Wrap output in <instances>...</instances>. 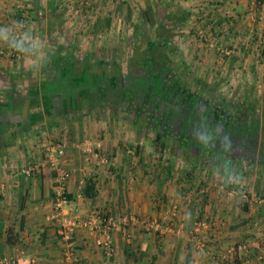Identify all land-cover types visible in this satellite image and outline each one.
Listing matches in <instances>:
<instances>
[{
    "label": "crops",
    "instance_id": "obj_1",
    "mask_svg": "<svg viewBox=\"0 0 264 264\" xmlns=\"http://www.w3.org/2000/svg\"><path fill=\"white\" fill-rule=\"evenodd\" d=\"M89 2L86 6L84 0H0V29L7 35V39H0V122L8 121L6 136L9 137L0 135V264H63L64 244L57 235L56 225L49 220L54 208L56 174L45 162L43 143L46 140L60 141L67 146L64 165L72 174L69 191L82 218H87L95 210L106 215L135 214L142 219L157 218L159 209H164L162 206L170 208L174 203L179 207L182 218L180 223L178 220L176 224L168 222L174 231L165 236L148 232L143 226H134L130 233L131 242L127 243L123 232H116L117 252L111 259L106 258L96 245L94 234L81 227L74 234L79 258L75 264H195L198 263L195 261L197 258L203 264H220L212 261L209 254H215L220 261L226 245L224 239L230 241L234 235H246L249 240L251 234L248 227L240 222L241 219H236L233 210L239 209L238 200L232 193H220L221 188H217L215 193L214 180L207 189H203L209 184L200 180L196 185L197 195L179 194L174 202L171 197L175 194L170 184L175 180L172 179L175 162L169 159L161 163L160 152L154 145L149 150H142L137 142L135 148H138V155L135 148L126 151L123 147L125 142L116 133L103 130L98 135L94 130L95 137L91 138L105 145L110 156L108 166L89 159L81 145L89 140L87 132L91 128L93 113L88 112L86 106L78 107L79 92L71 97L59 92L58 77L65 75V70L54 60L57 55L78 59L79 53L76 50L72 51L74 54L71 50L62 52L54 44L60 41L56 37L60 28L79 21H94L87 31V38L93 45L97 41H105L112 21H186L208 31L209 38L216 45L221 43L227 47L234 42L232 47L240 50L235 54L242 55L240 60L243 58L246 61L255 44L256 37L252 34L255 32L250 28L251 33L248 31L244 40L233 34L240 31L244 21H248L247 25L252 24H249L250 21H263L261 24L264 27V0H258L256 4L248 0ZM24 9L30 15L33 29L34 26L41 27L42 40L37 49L30 47V51L16 60L7 53L13 43L15 21ZM76 41L79 42L78 39ZM205 41H209L208 37ZM239 41L242 43L237 48ZM202 47L199 46L198 54L208 58ZM240 47H246V52L241 53ZM2 51L6 54H1ZM100 53L104 58L111 57L107 49ZM88 56L100 59L99 49L94 47L87 51L85 57ZM240 60L239 57L229 58L231 65L224 66L223 70L227 73L239 69L255 72L258 67L253 62L245 70V62L238 65ZM11 102L15 108H12ZM97 114L95 120L101 122L102 119L105 124L103 113L99 110ZM5 139L8 141L6 147L3 146ZM130 154L136 162L131 161L133 169L127 171ZM203 154H213L216 158L218 152ZM196 161L188 165L194 170L191 175L193 170L184 169L187 170L184 174H187L188 182L205 170L200 168L201 163L197 165L200 161ZM221 170L225 176V165ZM91 179L95 182V190L88 195L86 185ZM189 183L193 184L192 181ZM244 204L245 208H251L249 203ZM241 217L246 218V215ZM167 218L174 221V216ZM163 219H166L165 216ZM201 219L208 224L207 229L206 226L201 228L204 231L200 233V239L206 243H203V248L201 245L196 247L198 244L189 235L194 233L195 223ZM197 248L202 251L198 252ZM240 256L236 253L234 264L248 261Z\"/></svg>",
    "mask_w": 264,
    "mask_h": 264
},
{
    "label": "rangeland",
    "instance_id": "obj_2",
    "mask_svg": "<svg viewBox=\"0 0 264 264\" xmlns=\"http://www.w3.org/2000/svg\"><path fill=\"white\" fill-rule=\"evenodd\" d=\"M29 22L31 23L32 21ZM92 22L94 21L86 20L75 22L73 25L71 23L68 26H61L62 28L59 29V34L56 36L57 38H60V41L57 40V43L54 44V46L57 47L56 49L62 52L68 50L75 52L76 50L79 53L78 59L84 60L86 58L85 53L96 47V49H99L100 59H105L111 65L115 66V63L120 65L128 64L135 55L136 50H144L147 47L148 42L155 40L160 41L161 39L164 40L163 38L170 35V43H172L173 50L175 51L173 61L177 68V73L182 77L181 79L183 82L187 83V87L192 94H203L204 100H208L218 110H220V108L222 109L221 106H223L225 109L224 112H227V114L230 112L236 114L237 111H242L245 116L247 114H255L258 117V115L264 113V67H260L264 64V27L261 24L263 21H250L249 24L252 23L251 25H247L248 21H244L245 24L239 28L240 31L233 34L239 35L244 40V38L247 39L250 28L255 32L252 33L255 34L256 37L255 44H253L254 47H251V56L248 57L246 61H244L245 59L243 58L240 60L242 55H239L238 53L235 54V51L240 52V50L232 47L234 42L228 44L229 47L227 44V47L222 46L221 43L216 45V43L209 38L208 31L204 28H198V25H194L193 21V23H188L186 21H112L109 31L106 32L107 37L104 39L105 41H97V44L95 43V45H93L94 43L90 42L89 38H87L89 33L87 31ZM41 31V27L39 29V26H34L33 29L30 25L29 32L38 36L39 42L42 40ZM159 31L163 32V38L158 37L157 34ZM206 37L209 39L208 42L205 41ZM77 39L79 42L76 41ZM244 42L246 43V41ZM238 43L239 45L237 48L241 46L242 41H239ZM200 45L203 46V51L207 52V55L209 56L208 58L201 57L198 54L200 51ZM211 45L214 46L212 47ZM245 48L240 47L241 53L246 52ZM103 49H107V51L111 53V57L108 59L104 58L103 54L100 53ZM218 49H229L232 53L230 56H225ZM73 52L71 54H74ZM193 53H195V56H192ZM231 57H239L240 61H238V65L245 62V70H247L248 67H251L253 62H255V65H258V67L255 72L239 69L237 72L234 71L227 73L223 70L225 69L223 67L231 65L229 64L230 60L228 61ZM226 103H230L229 106H225L224 104ZM104 112L103 119L106 121L105 124L102 119L101 122L95 120V116H98V111L92 112L93 114L90 118L91 128L88 129L87 139L93 143H101L98 139H96L97 141L91 139L92 137H95L93 135L94 130L98 132V135H101L104 130L106 133L109 132L120 135L122 142H125L123 147L126 151L135 148V143L137 142L142 150H145L146 148L149 150L153 145L154 147L156 146L157 131L155 127L152 126L145 128V125L143 124L144 121L142 122V120H139L134 115L128 114L124 111L116 114L111 107ZM218 135L219 134H216L215 132L207 135H204L201 132L198 133L199 142L197 138L194 139L195 141L193 142L196 143L197 141L198 143H202L205 147L201 148L198 146L200 144H195L193 149L196 150V152H199L200 149H202L201 151L205 149V152L206 150L208 152L214 151L213 148L219 147L218 144L221 140ZM165 142L166 149L163 153L160 152L159 158L161 163L163 161L167 162L169 159H172L175 162V174L173 175L174 177H172V179L175 180L174 183L170 184V188H172L175 194L171 197L174 202L178 200L179 194L190 195V197L197 195L196 185L200 180L206 181L209 184L203 189H207L211 185L210 183L212 180H214V182H216L214 183L216 184V187L213 188L215 193H217V188H221L220 193L227 195L232 193L239 202V209L233 211L235 212V216L237 215L236 219H241L240 222L248 227L247 229L249 233H251L249 234V240L246 235L242 237L234 235V239L230 241L224 239L227 243L225 242L226 245L224 246V251L219 257L220 261L215 254H209L212 261H218L220 264H234L235 260L233 259H235V256L231 258L230 251L235 248L236 253H240L241 258L248 260L245 264H264V163H250V161L233 160L232 176H242L244 178V187L241 188L238 186L237 188L236 184H229L224 178L221 170L223 169L227 158L224 155H215L216 158H213V153L210 156L207 155L204 157L201 153H192L186 144L179 142L177 139L174 140L173 138H167ZM100 145H102L103 151L109 154L105 150V145L103 143ZM131 155L132 154H130V163L127 171L131 168L133 169L131 161H135ZM195 160H197L196 162L200 161L197 165H200L201 163L202 166H200V168H204L205 170H203V172H207H204L205 174L201 172L200 174L193 176L192 180H190L193 183L191 184L189 183L190 181L188 182L186 177L187 174L184 173L189 170L190 166L188 165H191L192 163L195 164L193 162ZM185 167L187 170H184ZM193 172L194 170L190 172V175ZM129 174L130 173L128 172V175ZM244 203H249L251 208H245ZM165 204H167V202ZM172 206L177 210L176 216L173 215L175 209L171 208ZM162 208L164 209H159V211H161L157 213V218L163 219L164 216H174V221H171L170 218H166L168 219L167 223L173 222L176 224L175 222L177 220L178 223H180L181 216L178 210L179 207L176 206V203L171 204L170 208H166L165 206H162ZM245 215L246 218L241 217ZM199 222L204 223L207 229L208 224L205 223L204 220H197L195 224ZM201 228L199 231L194 228V233L189 235L193 241L198 244L196 247L201 245L200 247L203 248V243H206L200 239V233L204 231V228ZM243 245H246L247 249H239V247H242ZM197 251H202V249L198 250L197 248ZM196 260L198 261V264H203L200 258L195 259V261Z\"/></svg>",
    "mask_w": 264,
    "mask_h": 264
},
{
    "label": "trees",
    "instance_id": "obj_3",
    "mask_svg": "<svg viewBox=\"0 0 264 264\" xmlns=\"http://www.w3.org/2000/svg\"><path fill=\"white\" fill-rule=\"evenodd\" d=\"M157 35L159 38L164 37L162 31ZM163 39L148 42L144 50H136L128 64L115 63V66L105 59H93L88 56L84 60H78L68 55L63 58L57 55L54 60L65 70L63 73L65 75L58 77L59 92L69 97L79 92L78 107L86 106L88 112L100 110L105 113L104 111L111 107L116 114L124 111L144 121L145 128L155 127L156 147L161 153L166 149L167 138L177 139L186 144L191 152H196L193 149L195 144H200L198 146L201 148L205 147L202 143H198V133L206 128L204 120L207 115H214L217 108L208 100H203V94L191 93L187 83L183 82L182 77L177 73L173 61L175 51L170 43V35ZM76 88L79 90H75ZM229 104L224 105L229 106ZM11 106L15 108L13 102ZM11 106L6 107V110L8 111ZM221 107L218 115L223 117L218 120L224 135L227 136V130H233L241 136L242 124L245 125L247 120L245 114L242 111H237L236 114L230 112L233 117L237 118L236 115L240 117L237 121L239 125L232 126L233 121L230 123L227 121L229 114L224 112L223 106ZM75 108L77 109V106ZM7 124L8 121L5 120L0 122V135L3 138H9L6 136ZM215 125L216 122H212L209 129L220 131L219 126ZM224 135H221L223 140L219 147L213 149V152H218L217 156H223V151L219 148L226 147ZM196 138L198 142L195 143L193 141ZM3 142V146L6 147L8 141L5 139ZM201 150L197 153H205V149ZM135 153L138 155V148H135ZM202 156L205 157L207 154ZM233 163V158H226L224 176L226 181L228 176L232 175ZM236 187L238 188V185ZM94 190L95 182L91 179L86 185V192L91 195Z\"/></svg>",
    "mask_w": 264,
    "mask_h": 264
},
{
    "label": "built area",
    "instance_id": "obj_4",
    "mask_svg": "<svg viewBox=\"0 0 264 264\" xmlns=\"http://www.w3.org/2000/svg\"><path fill=\"white\" fill-rule=\"evenodd\" d=\"M256 4L258 0H248ZM85 5H89V0H85ZM21 21V23H17ZM15 21L13 31V43L7 53L12 59H21L27 51H18L15 41L20 39L22 33H27L31 38L25 41L24 47L30 48L32 41H39V37L29 32L30 20L29 13L26 9L22 10L21 15ZM202 37V35H201ZM212 46V45H211ZM214 46V45H213ZM225 56H230L232 51L229 49H218ZM5 52L2 51L1 54ZM6 54V53H5ZM101 143H93L86 140L81 147L85 155L91 160H96L103 166L110 164L109 155L103 151ZM66 144L56 140H46L43 143V150L46 155L45 162L56 174V185L54 187V208L49 220L56 225L57 235L64 244L63 264H75L79 258L77 256L76 243L74 234L77 229L85 227L95 236L96 245L102 250L106 258H114L117 252V245L114 234L122 231L127 243L131 242V229L134 226H143L148 232H154L161 235L174 231L172 225L167 223V219L146 218L142 219L135 214L125 215H106L99 210L93 211L87 218H82L78 214V209L74 205L71 193L69 191V182L72 174L65 168ZM246 197V196H245ZM176 215V209L173 212ZM165 218H167L165 216ZM204 223H197L196 230L199 231ZM239 249H247L246 245L240 246ZM236 255V249L230 251L233 258ZM198 264V263H195Z\"/></svg>",
    "mask_w": 264,
    "mask_h": 264
},
{
    "label": "flooded vegetation",
    "instance_id": "obj_5",
    "mask_svg": "<svg viewBox=\"0 0 264 264\" xmlns=\"http://www.w3.org/2000/svg\"><path fill=\"white\" fill-rule=\"evenodd\" d=\"M218 112L219 110L217 109L214 115L206 116L204 120L206 121V128H204L201 133L207 135L215 132L216 134H219L218 136L221 139V143V141L223 140L221 138V135H224V130H222V128L220 127L219 120L223 116L218 115ZM246 116L247 117L245 118L247 120L245 125L242 124L243 128L241 136L238 135V132L227 130V136L224 135L226 136V147L219 148V150L223 151V155L225 157L233 158V160L237 159V161H250V163H264V113L262 115H258V117L255 114H247ZM236 117L237 118L233 117L232 114H229V116H227V121L229 123L233 121L232 126H234L235 124H238L237 121L239 120V117L237 115ZM213 118H215L214 121ZM212 122H216L215 126H219L220 131H217L216 129H209Z\"/></svg>",
    "mask_w": 264,
    "mask_h": 264
},
{
    "label": "clouds",
    "instance_id": "obj_6",
    "mask_svg": "<svg viewBox=\"0 0 264 264\" xmlns=\"http://www.w3.org/2000/svg\"><path fill=\"white\" fill-rule=\"evenodd\" d=\"M17 23H21V21H17ZM0 39H7V35L4 33L3 29H0ZM31 38L28 36L27 33H22L20 39L16 40V46L18 51H30L31 49H37L39 47V41H32L31 49H27L24 47L25 41L30 40ZM227 183L229 184H236L241 188L244 187V178L242 176H232L229 175L227 178Z\"/></svg>",
    "mask_w": 264,
    "mask_h": 264
}]
</instances>
